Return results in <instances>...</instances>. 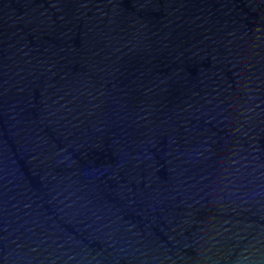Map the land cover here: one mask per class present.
I'll return each instance as SVG.
<instances>
[{"label":"water","instance_id":"water-1","mask_svg":"<svg viewBox=\"0 0 264 264\" xmlns=\"http://www.w3.org/2000/svg\"><path fill=\"white\" fill-rule=\"evenodd\" d=\"M0 264H264V0H0Z\"/></svg>","mask_w":264,"mask_h":264}]
</instances>
